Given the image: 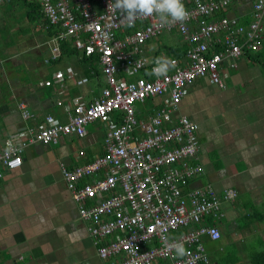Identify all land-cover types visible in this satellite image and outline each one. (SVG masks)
Masks as SVG:
<instances>
[{
  "label": "built area",
  "instance_id": "1",
  "mask_svg": "<svg viewBox=\"0 0 264 264\" xmlns=\"http://www.w3.org/2000/svg\"><path fill=\"white\" fill-rule=\"evenodd\" d=\"M110 2L114 0H41V12L55 30L49 59H58L61 44L70 40L76 50L95 55L106 86L91 102L70 105L65 123L48 114L38 129L12 136L0 149V167L21 165L23 147L35 141L57 143L62 135L80 136L91 122H103L104 153L72 168L61 165L99 258L108 264H210L202 239L217 240L221 233L205 220L219 218L222 201L233 200L236 191L227 189L219 196L210 185L186 188L202 170L185 162L198 148L196 124L185 115L175 116V110L196 78L224 87L221 64L235 67L245 50L258 49L264 0L254 1L247 23L224 14L230 0H183L189 18L167 27L160 26L157 16L128 26L119 11L108 8ZM172 31L185 49L169 57L174 66L157 77L151 72L158 55H146L145 45ZM125 72L139 75L129 79ZM71 76L79 85L89 79L76 72ZM155 96L164 97L159 109L138 121L135 103ZM19 108L23 118L31 116L22 103ZM136 125L142 134H133ZM176 243L183 245V257L171 247Z\"/></svg>",
  "mask_w": 264,
  "mask_h": 264
},
{
  "label": "crops",
  "instance_id": "2",
  "mask_svg": "<svg viewBox=\"0 0 264 264\" xmlns=\"http://www.w3.org/2000/svg\"><path fill=\"white\" fill-rule=\"evenodd\" d=\"M22 1L8 11L0 6V149L12 136L38 129L48 114L65 123L70 105L91 102L106 86L99 65L90 66L83 58L89 55L79 50L49 59L53 29L41 12V0ZM254 1L230 0L224 14L247 23ZM261 24L258 49L241 55L235 67L221 64L225 86L198 77L187 85L175 110V116L185 115L196 124L198 148L185 162L199 164L202 170L186 188L210 185L219 196L227 189L236 191L233 200L222 201L219 218L205 220L221 233L217 240L202 239L210 264H220L218 253L235 241L236 251L226 262L251 264L246 243L238 242L242 237L251 239L249 253L264 251V15ZM158 39L145 45V54L168 58L164 48L169 46ZM181 40L180 46L171 47H184ZM72 72L89 79L76 84ZM124 74L129 79L139 75ZM90 81L96 88L88 86ZM163 100L155 96L136 102L137 120L153 115ZM21 103L31 114L27 119L21 115ZM106 131L103 122L94 121L80 136L62 135L57 143L35 141L23 147L21 165L0 167V264H108L97 255L61 172V165L72 168L103 154ZM133 134H142L139 125ZM81 149L84 156L79 155Z\"/></svg>",
  "mask_w": 264,
  "mask_h": 264
},
{
  "label": "clouds",
  "instance_id": "3",
  "mask_svg": "<svg viewBox=\"0 0 264 264\" xmlns=\"http://www.w3.org/2000/svg\"><path fill=\"white\" fill-rule=\"evenodd\" d=\"M108 8L112 11H119L122 21L128 26H132L137 19L157 16L161 27L184 23L189 18L183 0H114L110 2ZM155 67L151 74L157 77L165 76L174 61L167 57H157L154 61ZM178 257L186 255L182 244L171 245Z\"/></svg>",
  "mask_w": 264,
  "mask_h": 264
},
{
  "label": "rangeland",
  "instance_id": "4",
  "mask_svg": "<svg viewBox=\"0 0 264 264\" xmlns=\"http://www.w3.org/2000/svg\"><path fill=\"white\" fill-rule=\"evenodd\" d=\"M20 2H23L22 0H1L0 1V6H1V11L6 9L7 11L12 9L13 7H17V6H21V3ZM159 42L162 43V44H166L167 46H176V45H179L180 46V43L179 41L181 40V38L178 36V34H175V33H162L159 37ZM182 41V40H181ZM93 64L95 65L96 63L93 61ZM89 87L91 88H96V86L94 85V82L93 81H90L89 84H88ZM80 89V88H79ZM93 93H91L90 96H92ZM89 96V97H90ZM87 99V98H86ZM150 100H148L146 102L147 105H145L144 108H147L148 109V106H149V103ZM137 104V103H135ZM102 133V130L100 131ZM244 206L241 207V209L243 208ZM227 225H229V220L226 221ZM228 230V229H227ZM250 240L249 238H240L238 240V242H243L247 248H246V255H250L249 251V247L248 245L250 244ZM233 243H236L235 242H232V244H228L227 246H225L224 250L219 252L218 255L222 256V258H217V260L219 261L220 264H228L226 262V259H227V256H229V254H233L236 250L234 248L235 244L233 245ZM241 244V243H240ZM255 246H257V242H254ZM217 254V253H216ZM215 254V255H216ZM224 257V258H223Z\"/></svg>",
  "mask_w": 264,
  "mask_h": 264
},
{
  "label": "trees",
  "instance_id": "5",
  "mask_svg": "<svg viewBox=\"0 0 264 264\" xmlns=\"http://www.w3.org/2000/svg\"><path fill=\"white\" fill-rule=\"evenodd\" d=\"M50 28L53 29V33H54V28L49 26ZM52 33V34H53ZM71 43L67 42V41H64L62 44H61V49H62V52L63 54L64 53H69V54H73V53H77L78 51L74 48L73 45H70ZM69 45V46H68ZM70 47V48H69ZM183 48V49H182ZM185 49V46L184 47H167V48H164L165 50V55L169 57L171 56H179L180 55V52L184 51ZM246 52H250L248 50H245V53ZM84 58V61L86 63H88L90 66L93 64V56H89V57H86V56H83ZM92 68L97 71L96 67L95 66H92ZM250 261H251V264H264V251H253L250 253Z\"/></svg>",
  "mask_w": 264,
  "mask_h": 264
}]
</instances>
